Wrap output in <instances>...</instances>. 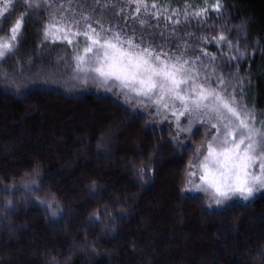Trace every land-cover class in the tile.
Instances as JSON below:
<instances>
[{
  "label": "trees",
  "instance_id": "obj_1",
  "mask_svg": "<svg viewBox=\"0 0 264 264\" xmlns=\"http://www.w3.org/2000/svg\"><path fill=\"white\" fill-rule=\"evenodd\" d=\"M48 2L51 7L28 9L25 0H12L5 13L0 0V35L22 18L18 46L0 63V264H264V194L215 210L201 196L181 193L202 131L182 133L185 147H175L171 125L104 93L93 77L81 80L74 69L75 56L87 45L82 34H70L69 44L63 33L53 40L43 31L53 14L77 20L89 15L98 31L96 20L122 36L134 35V43L143 37L157 51L200 56L199 79L208 76L215 86L223 76L228 92L240 96L242 89L255 125H261L264 0H220V13L212 9L216 0H154L157 8L149 14L136 13L129 0ZM201 8L206 17H193ZM221 31L233 44L239 36L249 55L237 63L229 60L234 49L208 42ZM202 37L208 40L199 42ZM34 166L41 183L35 194L24 188ZM140 167L147 183L137 178ZM37 195L46 203H38ZM49 200L59 204L58 217ZM105 207L111 218L93 223L92 214Z\"/></svg>",
  "mask_w": 264,
  "mask_h": 264
},
{
  "label": "snow or ice",
  "instance_id": "obj_2",
  "mask_svg": "<svg viewBox=\"0 0 264 264\" xmlns=\"http://www.w3.org/2000/svg\"><path fill=\"white\" fill-rule=\"evenodd\" d=\"M94 2L98 4L99 0ZM11 3L12 0H5V13ZM42 4L51 7L48 0H25L28 9H38ZM129 4H135L136 13L143 9L144 13L149 14L151 9L157 8L154 0L151 4L147 0H129ZM221 8L220 0H216L212 5V9L217 13H220ZM122 11L123 8L120 9V12ZM151 14L158 18L156 13ZM192 15L204 18L207 9L201 8ZM187 17L188 14L185 13V19ZM81 20L85 29L82 33ZM81 20L65 17L63 14L57 18L53 14L51 22L46 24L43 31L45 39L51 36L53 40L61 39L57 33H63L62 38L69 44H72L70 34H82L85 37L87 45L83 54L75 56L74 69L84 75L85 81L89 75H93L105 85L118 86V91L125 95L129 103L135 100L141 108L154 107L155 112L152 115L168 119L170 123L174 121L175 134L171 143L177 148L185 147L180 136L182 133H191L194 122L199 121L205 129L210 126V130L205 132V142L194 150L195 159L190 160L186 166V176L183 180L185 187L181 189V193L202 191L208 196V207H211L212 204L225 206L233 197L248 201L255 193L264 190V122L259 128L255 126V114L243 102L242 89L240 96H237L235 91L228 92V84L223 76L216 78L215 86L208 76L200 80L196 66L200 56L190 59L185 58V52L174 55L165 52L163 48L157 51L151 43L143 44V37L140 38L141 44H137L134 43V35L122 36L112 28L105 29L100 20L95 21L100 28L98 31L92 26L89 15H82ZM145 23L144 20L140 21L141 26ZM73 28H76L75 32ZM21 29L22 18H18L7 33L0 35V63L7 61L14 54ZM205 40L208 38L202 37L199 42ZM208 42L226 44L230 50L234 49L237 55H230L229 60H235L237 63L249 55L246 50L241 51L239 36L233 44L221 31ZM186 49L187 45L185 51ZM201 51L203 55H208L206 51ZM215 59V56L210 57L213 62ZM242 80L243 78L240 79L241 83ZM108 90L111 91L112 88L109 87ZM17 92L23 95L19 88ZM130 115L136 118L139 113L132 111ZM182 117L186 118V124L182 122ZM208 136L211 138L208 139ZM32 175L33 179L26 182L24 188L27 192L39 193L41 183L38 166L33 167ZM136 175L140 181L147 183L144 167H140ZM90 191L95 193V182ZM35 199L40 204L46 203L38 195ZM11 204V201L7 202L6 210ZM47 206L50 210L55 207L57 211L52 215L58 217L59 204L49 200ZM101 216L111 218V213L106 207L102 211H95L91 217L92 222H100Z\"/></svg>",
  "mask_w": 264,
  "mask_h": 264
},
{
  "label": "rangeland",
  "instance_id": "obj_3",
  "mask_svg": "<svg viewBox=\"0 0 264 264\" xmlns=\"http://www.w3.org/2000/svg\"><path fill=\"white\" fill-rule=\"evenodd\" d=\"M79 74L81 75V80L84 82L85 81L84 75L82 73H79ZM90 77H93L92 80L95 83H97V85L100 87L101 91H103L104 93H107V92H110L111 93L112 92L115 95L118 94L125 101L126 105H128L131 109L136 110V111H141L142 113H144L148 117V119L149 118H153L156 121L158 120L160 124L163 123L164 125H171L173 128H175L174 127V121L170 123V121L168 119H163L161 116H154V115H152L155 112V108L154 107H152V108H141L140 106H138L136 104L135 100H133L131 103H129V101L125 98V95L122 94V93H120L118 91V86L105 85L99 78L94 77L93 75H89L88 78L86 79V81H88ZM109 87L112 88L111 91L108 90ZM181 120H182V122L184 124L187 123L186 118L182 117ZM255 126L257 128L261 127V125H259V124L255 125ZM192 128L194 130L200 129L202 131L203 135H205V132L206 131L210 130V126H209V129H205V127H203L199 121L194 122ZM205 138H204V141L200 145H202L205 142ZM207 138L210 139L211 137L208 136ZM197 180H198V177H197ZM188 193H190L192 195H199V196H201L204 199L206 205L208 206V203H209L208 196L204 192L197 191V190H193V191L188 192ZM260 194H264V190H261V191L255 193L254 196L251 199H249L248 201L252 200L253 198H255L256 196H258ZM234 201L245 202L243 199H241L239 197H233L232 200H230V201L227 202V204L232 203ZM223 207L224 206H217L215 204H212V206L211 207H208V208L209 209H215L216 210V209H221Z\"/></svg>",
  "mask_w": 264,
  "mask_h": 264
}]
</instances>
